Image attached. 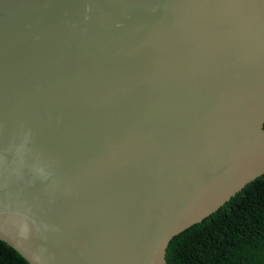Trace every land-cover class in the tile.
<instances>
[{
  "label": "water",
  "instance_id": "1",
  "mask_svg": "<svg viewBox=\"0 0 264 264\" xmlns=\"http://www.w3.org/2000/svg\"><path fill=\"white\" fill-rule=\"evenodd\" d=\"M264 173V0H0V238L31 264H165Z\"/></svg>",
  "mask_w": 264,
  "mask_h": 264
},
{
  "label": "trees",
  "instance_id": "2",
  "mask_svg": "<svg viewBox=\"0 0 264 264\" xmlns=\"http://www.w3.org/2000/svg\"><path fill=\"white\" fill-rule=\"evenodd\" d=\"M165 264H264V173L168 242ZM0 264H31L0 238Z\"/></svg>",
  "mask_w": 264,
  "mask_h": 264
}]
</instances>
